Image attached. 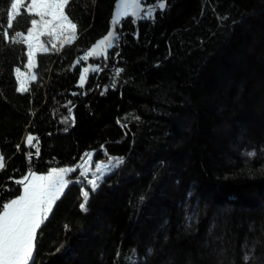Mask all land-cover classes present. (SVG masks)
<instances>
[{
  "label": "trees",
  "instance_id": "1",
  "mask_svg": "<svg viewBox=\"0 0 264 264\" xmlns=\"http://www.w3.org/2000/svg\"><path fill=\"white\" fill-rule=\"evenodd\" d=\"M116 6L69 0L74 42L38 54L21 93L26 47L9 40L33 16L21 9L8 28L0 0V204L29 171L123 158L86 210L81 184L65 189L29 264H127L133 249L136 264H264V0H166L153 20L122 19L106 61H83ZM89 65L103 70L81 88Z\"/></svg>",
  "mask_w": 264,
  "mask_h": 264
},
{
  "label": "snow or ice",
  "instance_id": "2",
  "mask_svg": "<svg viewBox=\"0 0 264 264\" xmlns=\"http://www.w3.org/2000/svg\"><path fill=\"white\" fill-rule=\"evenodd\" d=\"M23 0H10V9L7 10V27L12 28L13 20L17 16ZM69 0H30L27 11L39 19H31L30 27L27 28V34L23 31H15L14 36L9 40L7 31L4 37L10 43H23L27 46V73H21L19 67L15 69L16 78L19 82L17 91L26 92L27 82L21 79L26 76L27 79L35 80L36 76L32 74V69L36 66L35 56L38 51L44 50V45L40 37L47 34L49 36H64L66 42H70L76 37L77 24L69 19L65 14V6ZM166 9V0H156L153 5L144 6V0H117L116 11L110 21V29L105 35L97 40L82 57L83 61L89 58L107 60L110 50L119 46L121 33L118 28L123 18L132 17L133 23L137 20H153L157 10ZM119 55V53H115ZM91 67L92 72H99L103 69L100 65ZM89 67L83 68L79 76V86L83 87L86 82V74ZM123 69H114L118 76ZM114 86V82L113 85ZM103 94V93H102ZM75 95V93H74ZM68 101V104H71ZM71 114V108H69ZM138 119V117H137ZM67 122V119L65 120ZM75 122V118H72ZM119 123V121H118ZM36 139L31 134L27 137V145L36 147L33 140ZM19 149V145H17ZM39 154V148L36 149ZM87 160L84 165H79L80 175L76 180L69 178V174L76 171V168L62 167L52 168L46 175L37 174L36 171H29L16 183L22 186V194L0 204V264H29L33 259L35 241L37 239V230L41 228L42 223L53 211V206L64 194L65 189L72 183L82 184L81 195L83 202L80 204L82 210H86V204L89 199V191L84 190L90 185V191L95 192L104 176L113 171L123 163V158L108 157V164L93 163L92 153H86ZM249 155H254L250 153ZM31 159V154H29ZM95 172H91V168ZM5 168L4 156L0 153V170ZM91 175V179H88ZM67 227V226H66ZM119 251L117 256H119ZM127 264H136V252L131 250L125 258ZM245 260L249 257L245 254Z\"/></svg>",
  "mask_w": 264,
  "mask_h": 264
},
{
  "label": "rangeland",
  "instance_id": "3",
  "mask_svg": "<svg viewBox=\"0 0 264 264\" xmlns=\"http://www.w3.org/2000/svg\"><path fill=\"white\" fill-rule=\"evenodd\" d=\"M30 4V0H23V2H22V5H21V8H20V10H19V12H18V14L20 13V11H21V9H25V11L27 12V13H29L28 11H27V9H28V5ZM116 11V10H115ZM29 14H31V13H29ZM32 16H33V19H39V17H37V16H35V15H33V14H31ZM31 26V25H30ZM27 34V31L25 32V35ZM14 36V35H13ZM74 40L75 39H73V40H71L70 42H66V37H64V36H60V37H58V36H49V35H47V34H45V35H43V36H41L40 37V41H41V43L44 45V50H41V51H38L37 53H36V56H35V61H36V57H37V55L38 54H41V53H47V52H51L52 51V49H55V48H57V47H64V46H67V45H70V44H72L73 42H74ZM25 45V44H24ZM25 47H26V56H27V46L25 45ZM90 66H92V67H95L96 65H89V66H87V67H89V72L86 74V82H85V84L83 85V87H81V88H84V86L86 85V83H87V80H88V78L90 77V76H92V75H94V74H100V72L101 71H99V72H92L91 71V67ZM36 67V66H35ZM35 67L32 69V74H34V69H35ZM21 70V69H20ZM111 70H112V72H113V75L114 76H116L115 75V72H114V70L111 68ZM28 72V68H27V61H26V64H25V67H24V69H22L21 70V73H27ZM14 75H15V79H16V82H17V88L20 86L19 85V82L17 81V78H16V72L14 71ZM35 75V74H34ZM21 79H25L27 82L25 83V87H27L28 88V86H29V84H30V82H32L33 80H30V79H27V77L26 76H22L21 77ZM18 92H20V91H18ZM22 93V92H21ZM89 153H92V159H93V155H94V153L93 152H89ZM108 157H112V158H118V157H115V156H107L105 159H103V160H98V161H94V159H93V163H103V164H105V165H107L108 164ZM87 160V157H86V155H85V158L83 159V161H81V163L79 164V165H84L85 164V161ZM78 165V166H79ZM78 166H76V167H72V168H76V170H77V172H78V176L74 179V180H76L78 177H79V175H80V168L78 167ZM116 168V167H115ZM114 168V169H115ZM91 172H95V168L93 167V168H91ZM112 172V171H111ZM111 172H109L108 174H110ZM72 173H70L69 175H71ZM107 174V175H108ZM46 175V174H45ZM106 176V175H105ZM104 176V177H105ZM92 177H91V175H89V177H88V179H91ZM78 184H80V183H78ZM90 185H88L84 190H88L89 192H90ZM81 189H82V184H81ZM22 194V193H21Z\"/></svg>",
  "mask_w": 264,
  "mask_h": 264
},
{
  "label": "built area",
  "instance_id": "4",
  "mask_svg": "<svg viewBox=\"0 0 264 264\" xmlns=\"http://www.w3.org/2000/svg\"><path fill=\"white\" fill-rule=\"evenodd\" d=\"M138 21V20H137Z\"/></svg>",
  "mask_w": 264,
  "mask_h": 264
}]
</instances>
